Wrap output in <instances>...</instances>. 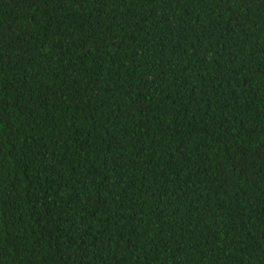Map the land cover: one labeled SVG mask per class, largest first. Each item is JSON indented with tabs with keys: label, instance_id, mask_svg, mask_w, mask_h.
<instances>
[{
	"label": "trees",
	"instance_id": "trees-1",
	"mask_svg": "<svg viewBox=\"0 0 264 264\" xmlns=\"http://www.w3.org/2000/svg\"><path fill=\"white\" fill-rule=\"evenodd\" d=\"M0 264H264V0H0Z\"/></svg>",
	"mask_w": 264,
	"mask_h": 264
}]
</instances>
